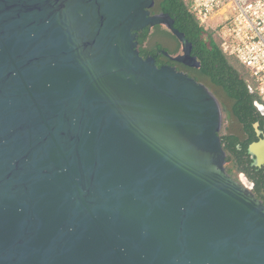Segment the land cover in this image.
I'll list each match as a JSON object with an SVG mask.
<instances>
[{
  "label": "water",
  "instance_id": "water-1",
  "mask_svg": "<svg viewBox=\"0 0 264 264\" xmlns=\"http://www.w3.org/2000/svg\"><path fill=\"white\" fill-rule=\"evenodd\" d=\"M154 6L0 0V264H264V202L227 171L218 98L140 54L162 26L182 46L165 56L201 67ZM248 153L264 166V138Z\"/></svg>",
  "mask_w": 264,
  "mask_h": 264
},
{
  "label": "trees",
  "instance_id": "trees-1",
  "mask_svg": "<svg viewBox=\"0 0 264 264\" xmlns=\"http://www.w3.org/2000/svg\"><path fill=\"white\" fill-rule=\"evenodd\" d=\"M193 0H155L152 14L165 13L174 20V26L192 44V56L201 67L188 69L170 60L179 54L182 46L178 39L165 27H147L138 32L140 54L143 58L156 59L158 67L170 65L188 73L198 82L205 84L219 98L229 118L240 128L238 134L221 135L227 154V171L237 178L240 173L252 182L253 192L264 202V166L253 167L248 153L249 147L264 138V117L256 104H263L249 71L234 57L224 53L219 36L211 29L202 27L192 12ZM259 124L262 132L258 136L255 128Z\"/></svg>",
  "mask_w": 264,
  "mask_h": 264
},
{
  "label": "built area",
  "instance_id": "built-area-1",
  "mask_svg": "<svg viewBox=\"0 0 264 264\" xmlns=\"http://www.w3.org/2000/svg\"><path fill=\"white\" fill-rule=\"evenodd\" d=\"M192 12L249 71L264 106V0H193Z\"/></svg>",
  "mask_w": 264,
  "mask_h": 264
},
{
  "label": "rangeland",
  "instance_id": "rangeland-1",
  "mask_svg": "<svg viewBox=\"0 0 264 264\" xmlns=\"http://www.w3.org/2000/svg\"><path fill=\"white\" fill-rule=\"evenodd\" d=\"M179 54H182V48L179 51ZM218 100H219V98H218ZM219 102L222 106V103L220 100H219ZM222 110H223L224 120H223V124H222V128H221V132H220L221 135H228V134H232V133L239 135L240 128L234 123L233 119L229 118L228 113L226 112V110L223 107H222ZM238 176L240 177V179H242L244 181V183L246 182L244 177H243L244 176L243 174H239Z\"/></svg>",
  "mask_w": 264,
  "mask_h": 264
},
{
  "label": "flooded vegetation",
  "instance_id": "flooded-vegetation-1",
  "mask_svg": "<svg viewBox=\"0 0 264 264\" xmlns=\"http://www.w3.org/2000/svg\"><path fill=\"white\" fill-rule=\"evenodd\" d=\"M180 64V63H179ZM182 65V64H181ZM184 66V65H183ZM184 67H186V66H184ZM186 68H188V69H194V68H189V67H186ZM263 117H264V115H263ZM262 133V132H261ZM262 135V134H261ZM261 135L259 136V137H261ZM251 159H252V157H251ZM253 160V159H252ZM253 167H258V166H255L254 165V160H253ZM261 167H263V166H261ZM240 174H243V173H240ZM245 177H246V175L245 174H243ZM247 178V177H246ZM236 180H239L240 179V177L238 176L237 178H235ZM248 179V178H247ZM249 180V179H248ZM249 182H250V180H249ZM252 185H253V190H254V187H255V185L252 183V182H250Z\"/></svg>",
  "mask_w": 264,
  "mask_h": 264
}]
</instances>
